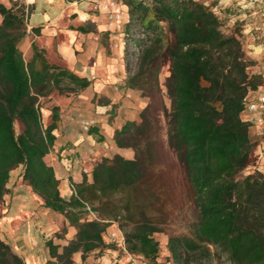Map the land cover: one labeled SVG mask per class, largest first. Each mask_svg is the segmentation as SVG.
I'll return each mask as SVG.
<instances>
[{
    "label": "trees",
    "instance_id": "obj_1",
    "mask_svg": "<svg viewBox=\"0 0 264 264\" xmlns=\"http://www.w3.org/2000/svg\"><path fill=\"white\" fill-rule=\"evenodd\" d=\"M144 35L133 39L136 53L127 56L128 87L147 97L138 121H126L115 133L119 147H130L132 159L102 158L91 172L72 182L65 199L59 180L44 156L51 150L59 108H50L43 125L41 99L75 94L89 80L52 63L33 46L25 61L17 42L26 32L32 7L20 0L0 2V203L8 192L10 172L22 166V180L76 233L59 246L45 240L47 264H72L92 251L114 247L104 239L115 223L125 249L156 264L155 234L168 221L169 190L174 188L170 153L178 166L176 184L194 211L185 234H169L172 264H264V172L257 168L258 139L242 118L244 98L264 85L251 73L254 61L242 48L238 31L223 30L224 20L199 0H122ZM232 13V10H229ZM229 13V15H230ZM168 65L164 81L159 73ZM168 152V153H167ZM60 248V250H59ZM0 264H24L0 238Z\"/></svg>",
    "mask_w": 264,
    "mask_h": 264
},
{
    "label": "crops",
    "instance_id": "obj_2",
    "mask_svg": "<svg viewBox=\"0 0 264 264\" xmlns=\"http://www.w3.org/2000/svg\"><path fill=\"white\" fill-rule=\"evenodd\" d=\"M20 1L32 7L26 20V32L17 42L24 60L31 58L35 46L44 50L49 63L89 80V85L79 92L53 93L41 106L44 125L51 120V106L59 108L57 127L53 131L55 139L44 160L59 180L61 195L68 199L72 194L71 181L79 182L83 175L91 181L92 169L102 158L134 157L130 147L116 144L115 133L126 121L139 120V112L148 99L126 84L129 22H125L121 32L110 30L104 12L93 10L90 0ZM244 1L222 0L219 8L229 14L233 8L227 5ZM0 2L10 6V0ZM254 5L259 13L264 8V0ZM236 10L239 14L245 12L240 8ZM256 154L257 168L264 170V142L257 145ZM21 174L20 165L10 172L6 184L8 192L0 203V238L23 258L24 264H47L54 259L49 256L45 240L52 238L55 244L63 246L76 230L66 223V232L60 237L54 236L63 224L62 216L43 206L42 199L23 182ZM110 232L117 234L112 241L114 247L85 260L81 259L80 252H75L71 256L72 264L146 263L142 256L127 252L115 223L107 227L105 240Z\"/></svg>",
    "mask_w": 264,
    "mask_h": 264
},
{
    "label": "rangeland",
    "instance_id": "obj_3",
    "mask_svg": "<svg viewBox=\"0 0 264 264\" xmlns=\"http://www.w3.org/2000/svg\"><path fill=\"white\" fill-rule=\"evenodd\" d=\"M199 1L208 5L217 14H219L222 17V19L225 21L223 25V30L225 32L230 33L233 31H238L242 40L243 51L245 52L248 58L254 61L253 65L250 67V72L261 74L264 80V8H262L261 12L259 13L257 12L259 9L255 7L254 4L257 3L258 0H245L244 2L238 3L239 5H237V3L234 2L235 3L234 6L232 4L227 5L228 7L233 8L232 13H230L231 15L233 14L232 16H230L228 13L223 12V10L219 8L221 6L222 0H199ZM242 5H244L245 7H241ZM238 8L245 10V12L239 14L240 11L236 10ZM127 33H128L127 36L128 56L129 58H131V56L134 53H136L137 50L136 46L134 45L133 39L144 37L142 33V28L139 22L135 18L130 17ZM167 75H168V65L166 64L160 70L159 82L164 95V101L168 106L169 100L168 97L166 96L165 87H164V81ZM261 87L264 88V85ZM40 102H41V106L43 107L47 102V98L41 99ZM262 141L264 142V140H261L258 144L263 143ZM162 160L165 161L166 164L171 165L170 168L172 171L171 178H169V180H165V183L169 184L171 182L172 184L173 183L172 180H173L174 181L173 184H175V186L174 188L169 190L166 194L168 196L167 198H168V207H169L168 221L166 225L162 227L163 228L162 231L155 234V238L159 242V256L157 263L172 264L169 252L167 250L168 235L187 233L189 229V225L194 220V211L192 208V204L190 203L188 198H186V196L184 195V190L180 189L179 186L176 184V180L178 179L176 177V174L178 172V166L174 162L171 154L165 153L162 156ZM257 166H259V158H258ZM262 171L264 172V170ZM60 229L58 233H60L61 231ZM98 254H99L98 251H92L88 254V256L95 258L96 255ZM143 260L144 262H146L145 264H149L144 258ZM209 264H217V263L215 261H211ZM218 264H229V263L226 261L224 256H222Z\"/></svg>",
    "mask_w": 264,
    "mask_h": 264
},
{
    "label": "built area",
    "instance_id": "obj_4",
    "mask_svg": "<svg viewBox=\"0 0 264 264\" xmlns=\"http://www.w3.org/2000/svg\"><path fill=\"white\" fill-rule=\"evenodd\" d=\"M91 8L104 12L110 30L121 32L125 22H130L129 7L122 0H90ZM242 118L250 123L251 132L258 142L264 140V88L259 86L244 98ZM117 238L115 232H110L106 240ZM123 243V238L120 239Z\"/></svg>",
    "mask_w": 264,
    "mask_h": 264
}]
</instances>
